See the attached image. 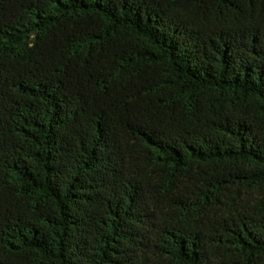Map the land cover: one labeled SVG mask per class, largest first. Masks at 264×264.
<instances>
[{"label":"trees","instance_id":"trees-1","mask_svg":"<svg viewBox=\"0 0 264 264\" xmlns=\"http://www.w3.org/2000/svg\"><path fill=\"white\" fill-rule=\"evenodd\" d=\"M0 264H264V0H0Z\"/></svg>","mask_w":264,"mask_h":264}]
</instances>
